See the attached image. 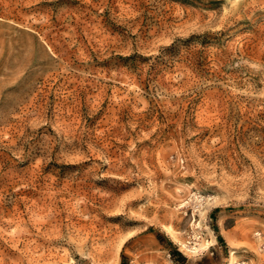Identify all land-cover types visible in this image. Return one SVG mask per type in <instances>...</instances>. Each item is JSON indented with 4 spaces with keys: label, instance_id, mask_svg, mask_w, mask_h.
<instances>
[{
    "label": "rangeland",
    "instance_id": "rangeland-1",
    "mask_svg": "<svg viewBox=\"0 0 264 264\" xmlns=\"http://www.w3.org/2000/svg\"><path fill=\"white\" fill-rule=\"evenodd\" d=\"M0 264H264V0H0Z\"/></svg>",
    "mask_w": 264,
    "mask_h": 264
},
{
    "label": "bare ground",
    "instance_id": "bare-ground-1",
    "mask_svg": "<svg viewBox=\"0 0 264 264\" xmlns=\"http://www.w3.org/2000/svg\"><path fill=\"white\" fill-rule=\"evenodd\" d=\"M187 248H188V246H187Z\"/></svg>",
    "mask_w": 264,
    "mask_h": 264
}]
</instances>
